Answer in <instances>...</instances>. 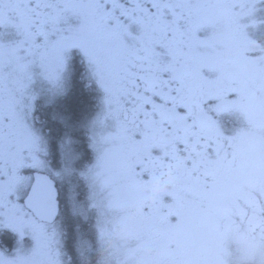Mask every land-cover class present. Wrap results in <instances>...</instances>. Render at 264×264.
<instances>
[{"label":"snow or ice","instance_id":"1","mask_svg":"<svg viewBox=\"0 0 264 264\" xmlns=\"http://www.w3.org/2000/svg\"><path fill=\"white\" fill-rule=\"evenodd\" d=\"M14 232L0 264H264V0H0Z\"/></svg>","mask_w":264,"mask_h":264},{"label":"flooded vegetation","instance_id":"2","mask_svg":"<svg viewBox=\"0 0 264 264\" xmlns=\"http://www.w3.org/2000/svg\"><path fill=\"white\" fill-rule=\"evenodd\" d=\"M72 209L74 210L73 202H70V212L73 214H77ZM28 235V233H25V236ZM56 235H58L59 237H63V233L61 231H56ZM31 243L32 242L30 239L22 240L20 234L14 232V234L10 236L9 241H6V239L0 241V254L7 257L10 261H15L17 257L29 258L32 255ZM57 247L60 248L61 252H66V249L63 248L62 240L61 244ZM97 259H99V257H97ZM61 260L63 264H72V262L69 260L68 255H62ZM85 264H87V262H85Z\"/></svg>","mask_w":264,"mask_h":264},{"label":"trees","instance_id":"3","mask_svg":"<svg viewBox=\"0 0 264 264\" xmlns=\"http://www.w3.org/2000/svg\"><path fill=\"white\" fill-rule=\"evenodd\" d=\"M69 207H70V201L68 200L67 201V207H65L63 204H62V206H61V217L63 218V217H68V218H70L71 220H72V222H73V230L75 231V220H76V215L77 214H73V213H71L70 212V210H69ZM58 225H60V228H61V232L63 233V239H64V232H65V227H64V225L63 224H61V222L58 220ZM78 238V237H77ZM5 239H6V241H9V239H10V236H8V237H5ZM74 246H75V242H73V244H72V247L74 248ZM67 251V250H66Z\"/></svg>","mask_w":264,"mask_h":264},{"label":"rangeland","instance_id":"4","mask_svg":"<svg viewBox=\"0 0 264 264\" xmlns=\"http://www.w3.org/2000/svg\"><path fill=\"white\" fill-rule=\"evenodd\" d=\"M75 195H76V193L74 191V186H73V188H71L69 190V201L70 202H74ZM73 211L75 213H78L79 209L78 208H74ZM52 227L58 232L62 231L61 228H60V225H58V222ZM51 230H52V228H50V231ZM61 240H62V242L64 241L63 237H61V236L59 237L58 235H56V237H55L56 244L54 246L57 247L58 245H60L61 244ZM74 248H75V246H74Z\"/></svg>","mask_w":264,"mask_h":264}]
</instances>
